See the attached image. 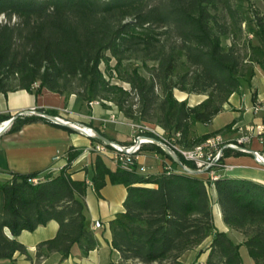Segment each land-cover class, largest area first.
I'll return each instance as SVG.
<instances>
[{"label": "trees", "instance_id": "1", "mask_svg": "<svg viewBox=\"0 0 264 264\" xmlns=\"http://www.w3.org/2000/svg\"><path fill=\"white\" fill-rule=\"evenodd\" d=\"M244 1L0 0V18H5L0 22V94L25 90L39 95L47 89L66 98L76 95L88 105L109 99L126 118L156 124L168 139L193 149L231 129L229 125L203 136L195 132L198 124H211L234 94L252 88L256 67L264 73V21L251 16ZM244 24L258 42L249 48L248 60L235 44L223 45L224 39L238 40ZM113 60L115 68L110 66ZM131 61L141 63L148 76L126 65ZM115 73L130 85L137 109L129 102L131 92L112 84ZM176 91L206 99L192 106L188 98L180 101ZM9 120L0 116V122ZM35 121L51 123L34 116L18 118L12 130ZM146 147L170 160L172 172L112 170L97 154L91 181L74 180L70 169L81 151L71 150L57 176L14 174L0 184V261L15 264L16 254L32 260L17 238L51 221L59 224L58 233L38 245L37 261L54 253L65 261L75 247L87 256L98 246L87 216L89 182L100 195L109 181L127 188L124 211L110 222L121 264H182V257L209 237L213 242L206 264H245L243 246L255 264H264V185L229 177L211 183L181 170L161 148ZM213 186L224 223L243 234V244L217 230Z\"/></svg>", "mask_w": 264, "mask_h": 264}, {"label": "crops", "instance_id": "2", "mask_svg": "<svg viewBox=\"0 0 264 264\" xmlns=\"http://www.w3.org/2000/svg\"><path fill=\"white\" fill-rule=\"evenodd\" d=\"M258 73H261V71L257 72L252 81L251 93L243 95L234 94L230 102L225 106L224 111L211 124L226 113L230 114V120L224 123L222 127L212 129L210 132L197 133L198 136L225 130L227 126L232 124H249L258 121L251 112V107L256 100H264V92H260L255 82ZM262 77L264 78V74ZM77 106L78 101L75 95L66 98L47 89H44L39 95L25 90L10 92L7 95L0 94L1 117L12 118L20 112L27 110H39L44 113L55 111L64 120L103 132L107 138L116 143L122 145L133 144L135 135L133 128L134 121L121 116L122 114L118 113L115 109V111L110 108L106 110L102 105L88 108L90 112L88 115L75 111ZM65 110H68V112H65ZM27 117L32 116H21L19 119L23 120ZM6 122L1 121L0 128ZM198 126L199 124L195 128L197 129ZM221 134L227 141L235 137L232 128ZM97 144L98 142L78 132L43 121L25 124L19 130H12L11 127L0 137V184L9 181L14 174L40 173V177L43 178L46 174L52 173L54 176H57L68 164L69 152L71 150L81 151V155L71 166L70 173L72 174V178L80 181H91L94 175V161L97 156V154L92 152V148ZM237 154L232 152L226 159L229 169L223 171L222 176L247 179L264 185V167L258 165L252 155ZM57 157L59 159L55 160ZM103 158L112 170L117 168L115 156L112 152ZM168 163L165 157L152 152H145L138 160L139 165L145 164L148 166L150 175L163 173ZM210 195L217 230L227 233L237 244H242L244 237L237 231L229 228L223 221V213L218 204L215 187H212ZM126 197L127 188L124 185H113L108 181V184L100 191L99 195L96 193L93 185L89 184L86 196L87 216L92 223V229L97 238L98 246L87 256L83 255L81 249L75 247L73 255L65 261H61V255L57 253L42 261H37L38 245L52 240L58 233L59 224L56 221H51L34 232L24 231L17 238L27 248L32 260H29L25 255L16 254L14 263L121 264L120 254L112 245L110 222L115 219L118 213L124 211ZM3 208L4 194L0 190V212H2ZM7 234L10 236L8 231ZM206 241L208 249L205 250L203 256L207 261L213 237H209ZM187 258L188 253L182 257L181 262L185 264L184 259ZM0 264H12V262L0 261Z\"/></svg>", "mask_w": 264, "mask_h": 264}, {"label": "built area", "instance_id": "3", "mask_svg": "<svg viewBox=\"0 0 264 264\" xmlns=\"http://www.w3.org/2000/svg\"><path fill=\"white\" fill-rule=\"evenodd\" d=\"M101 103L102 101H95L90 103V106L101 105ZM65 112H68V110H65ZM251 112L255 116V118L258 119V121L249 124H235L232 127V131L235 133V137L228 142L224 140V136L222 134H218L208 139L206 142L194 147L193 149H185L180 147L175 142V139H167L164 137L165 139L163 138L161 141L167 144L178 155L182 156L187 162L194 164L196 167L195 170L206 171L202 175L207 181L214 183L223 177V171H227L229 169V166L226 164L227 151L250 155L248 153L239 152L237 151V149H249L247 146L249 144H253L254 141L264 146V100H256L251 107ZM83 128L88 132V134H92L91 129L89 127L83 126ZM135 131V139L132 145L126 146L121 144L127 149L128 153H123L120 146H114L112 148L113 151L116 153L114 159L116 161L117 166L123 171L136 172L141 175H148L149 170L145 166H139L138 160L141 156L143 147L153 145L152 141L149 139H143L141 140L140 146L135 150L133 149L139 137H152L148 134L157 132L156 130H153L152 128L146 125L136 126ZM227 146H230L231 148H227ZM109 150V147L104 143H98L92 148L93 152H97L99 154H106ZM253 151L256 152L259 159L264 160L263 150ZM58 159V157L55 158V160ZM180 169L183 170L182 168ZM166 171H168L169 173L172 172V167L167 166ZM33 181L37 183L38 180L34 179ZM89 184L91 183L89 182Z\"/></svg>", "mask_w": 264, "mask_h": 264}, {"label": "rangeland", "instance_id": "4", "mask_svg": "<svg viewBox=\"0 0 264 264\" xmlns=\"http://www.w3.org/2000/svg\"><path fill=\"white\" fill-rule=\"evenodd\" d=\"M244 6L246 8V11L251 16H254L256 18H261L264 21V0H245L244 1ZM0 22L5 23V18L4 17H1L0 18ZM13 22H15V19L13 20ZM243 30H244V33L242 34V36H239V39L238 40L234 41L233 38L230 37L229 39H224L223 40V45L225 47H229L232 44H235L236 47L238 48V50L240 51V54L242 55V57H244L245 59L248 60V58H246V55L249 53V48L251 46H257L258 45V42L253 38V35H251L250 33L247 32V28H246V25L245 24L243 25ZM126 65H128L131 69L138 68L139 71H140V73L142 75L148 76L147 70L143 67V65L141 63H139L137 61H131V62L126 63ZM110 66L112 68H115V61L114 60L110 62ZM101 69H102L103 72L106 71V64L105 63H103L101 65ZM260 71H261V69L259 67H256V74H257V72H260ZM261 73H263V72L261 71ZM261 73H258L255 82H256V85L259 87L260 92L263 93L264 92V78L262 77V75L264 73L262 75H261ZM114 76H115V78L112 80V84H115V85H118L119 87H122L127 92H131V88H130V85L129 84H127L126 82L120 81L118 79V76H117L116 73H115ZM250 91H251V89H249V88L246 87L244 89L243 93L240 94V95L249 94V93H251ZM175 94H176V97L180 101L185 100V99L188 98L189 99V102H190V105H192V106L197 105L199 102H201V101H203V100L206 99L205 96H199V95L189 96V95H187L185 93H182V92H179V91H176ZM129 102L132 103V104H134L135 105L134 108L137 109V97L134 94V92H131V96H130V101ZM101 105L106 110L109 109V108L112 109V110L115 109L116 111H118V113L122 114L121 116L125 117L124 113L120 111V109L117 107V105H116L115 102H113V101H111L109 99H107V100L105 99L104 101H102ZM88 108H91V106H88V104L83 103V102H78V106H77V109L75 111H77V112H83L84 114L88 115V114H90ZM230 117H231L230 114L229 113H226L222 117L216 119L213 124H211V125L209 124L210 126L209 125H204V124H199V126L197 127V129L195 128V132L201 134V133L210 132L212 129H217L219 127H222V125L224 123H226L227 121L230 120ZM140 125H146V126L152 128L153 130H156L157 133H149L150 136H152L154 138H157V139H160V140H162L164 137L167 138L166 137V134H165V131L161 127H159L158 125L152 124V123H139V122L134 121V123H133L134 131H135V127L136 126H140ZM234 125L235 124H232L231 126L233 127ZM161 130L164 131V135H163V131H161ZM135 133H136V131H135ZM134 139H135V135H134ZM224 140L226 142H228L225 137H224ZM133 143H134V141H133ZM247 147L249 149H252V150H260V151L263 150L264 151V146L260 145V143H258L256 141H254L253 144H249ZM146 148H147L146 146L143 147V150H142L141 155H144L145 152H152V151L146 150ZM111 152L114 154V156H116V153L113 152V151H111V150H109L106 154L105 153H103V154L100 153L99 154L97 152H94V153L95 154H99V155H101L103 157H106L107 154H109ZM152 153H155V152H152ZM231 153L232 152L230 151L229 152V155H231ZM155 154H158V153H155ZM167 161L169 162L167 164V166H171L172 167L171 161L168 160V159H167ZM139 166H145L149 170L148 166H146L145 164H140ZM117 168H118V166H117ZM211 189L212 188H210V191H211ZM237 232L243 236V234L241 232H239V231H237ZM244 241H245V238L243 239V243H244ZM206 249H208V243H207V241L204 242V243H202L200 246H198V247H196V248L188 251L187 252L188 253V258L187 259H184L185 262H186L185 264H206L205 257L203 256V254L205 253V250ZM195 254H197V255L194 257ZM241 255H242V258H243V261L245 262V264H255L254 263V260L249 256L248 249L245 246L241 247Z\"/></svg>", "mask_w": 264, "mask_h": 264}, {"label": "water", "instance_id": "5", "mask_svg": "<svg viewBox=\"0 0 264 264\" xmlns=\"http://www.w3.org/2000/svg\"><path fill=\"white\" fill-rule=\"evenodd\" d=\"M21 116H34V117L46 119V120L50 121L52 124L73 130V131L78 132L82 135H85L86 137H88L92 140H98L99 142L106 144L110 148H113L114 146H120L123 153H128L127 149L125 147H123L121 144L110 140L109 138L100 134L98 131H96L93 128H90L92 134H88V132L83 128V126H80L79 124L64 120L63 118H61L59 116L48 115V114H46L42 111H39V110L23 111V112H20L19 114H17L16 116L12 117L11 120L7 121L0 128V137L7 130H9L13 126L14 122ZM143 139H149L152 141L153 145L161 148L164 151V153L170 159H172L173 162H175L180 168H182L184 170V172L191 174V175H202L206 172V171L193 170V169L185 166V164L182 162L180 156L176 152H174L167 144H165L163 141H161L160 139H157V138L141 136L138 138L136 144L134 145L133 150L137 149L140 146L141 140H143ZM227 148H231V147L227 146ZM237 151L243 152V153H248V154L252 155L254 157V159L257 161L258 165L264 167V160L259 159L255 151L249 150L246 148H239V149H237Z\"/></svg>", "mask_w": 264, "mask_h": 264}]
</instances>
